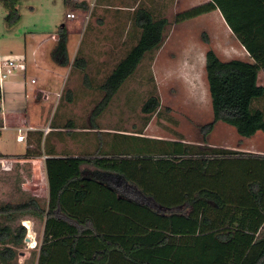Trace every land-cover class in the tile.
I'll use <instances>...</instances> for the list:
<instances>
[{
    "label": "trees",
    "instance_id": "trees-1",
    "mask_svg": "<svg viewBox=\"0 0 264 264\" xmlns=\"http://www.w3.org/2000/svg\"><path fill=\"white\" fill-rule=\"evenodd\" d=\"M21 1L0 0L11 24L21 18ZM78 7L87 10L88 4ZM218 9L254 62L222 61L213 50L207 52L214 120L203 127L204 135L223 122L251 138L264 133V110L254 107L264 98V85L259 84L264 72V0H211L177 13L174 22ZM134 22L140 38L99 87L103 98L93 120L108 109L145 57L162 47L171 24L142 7L136 9ZM240 23L255 28L256 35H244ZM57 34L51 58L67 67L70 37L65 24ZM73 65L83 71L87 66L81 58ZM84 82L90 86L87 74ZM2 97L0 88V101ZM159 107V98L151 97L142 111L153 114ZM117 137L110 152L46 159L47 208L38 199L0 204V264L15 263L24 244L25 227L11 225L22 214L44 220L38 264H264V155ZM121 138L146 142L149 150L137 157L122 152ZM35 139L39 147L43 134Z\"/></svg>",
    "mask_w": 264,
    "mask_h": 264
},
{
    "label": "rangeland",
    "instance_id": "rangeland-1",
    "mask_svg": "<svg viewBox=\"0 0 264 264\" xmlns=\"http://www.w3.org/2000/svg\"><path fill=\"white\" fill-rule=\"evenodd\" d=\"M137 2L96 0L92 9L83 10L78 7L79 2L71 0L68 3L66 0H22L18 4L21 18L12 24L8 21L7 9L0 4V57L22 54L26 57L27 66L33 65L35 61H40L37 63L41 66L43 61H47L48 65H44L53 69L48 75L46 70L35 66L27 70L24 78L21 77L24 73L15 72L5 81V86L0 81L3 95L13 96L7 87L8 82L24 84L26 81L30 84L32 78H36L38 85L33 88L42 86L43 89L34 99L31 92L33 88L28 86V97L23 95V99L27 98L29 102L27 107L34 100L40 106L47 104L44 108L50 132L60 134L62 140H68L67 136L72 132L88 134V140L97 142L89 156L110 152L120 138L117 136L122 135L264 155V133L261 131L251 138H244L234 127L218 122L209 136L204 135L203 127L214 120V114L207 74L203 73L201 59H206L209 50H213L224 61L238 57L222 55L218 41H214V38L223 37L218 22L212 18L191 20L186 25L176 24L172 18L165 31L162 47L145 57L108 109L93 120L92 112L103 98L99 87L140 38L141 31L134 22L136 9L141 7L135 6ZM67 12L75 13L77 18L68 20ZM63 24L70 37V63L67 67L57 65L51 58L56 42L50 36L58 33ZM169 54L173 59L168 58ZM79 58L86 61L85 71L73 65ZM167 67H170L168 72L165 71ZM56 71L62 75L56 74ZM85 74L89 77L90 86L84 82ZM259 83L264 85V74H261ZM151 97L159 98L160 107L153 114H145L142 108ZM254 107L264 110V98L258 100ZM94 121L97 129H93ZM205 140L207 143H203ZM37 141L27 138L26 142L33 144L27 150L30 155L40 153ZM121 143L122 152L136 157L149 150V145L138 139L121 138ZM25 144L15 140L4 149L12 153L26 152ZM4 168L0 164V204L38 199L40 205L46 208L44 199L37 197L40 191L33 189V186L40 184L42 187L46 183L42 166L29 162L11 163L6 170ZM11 225L14 228L25 227L26 239H29H25L22 247L17 249V259L13 264H38L44 220L31 214H22L16 216Z\"/></svg>",
    "mask_w": 264,
    "mask_h": 264
},
{
    "label": "crops",
    "instance_id": "crops-1",
    "mask_svg": "<svg viewBox=\"0 0 264 264\" xmlns=\"http://www.w3.org/2000/svg\"><path fill=\"white\" fill-rule=\"evenodd\" d=\"M209 1L211 0H138L135 6L141 5L142 8L148 9L155 18H159V19L166 18L169 21H171V19L174 18L178 12L180 11L182 12L184 10H187L188 8H192L207 3ZM204 17L215 19L218 22L219 31L223 39H220L219 37H215L214 41L215 40L218 41L219 47L221 48L222 55L224 57H228L230 55L233 57L234 55H237L238 56L237 58H232V57L231 58L234 60H241L245 62H254V58L252 57L248 49L238 39L237 35L233 32V29L228 25L220 9L215 10L208 14H204L202 16H199L191 20H196ZM191 20L180 23L179 25H186V23L190 22ZM238 28L246 36L256 35L257 30L255 28L251 29L250 26L246 27L243 23L238 24ZM52 35H57V33ZM260 38H262V36H260ZM16 57H23V55L22 54L17 55ZM168 58L173 59V56L169 54ZM201 60L203 65V69H202L203 73H206V59L203 58ZM37 62L40 61H35L33 65L27 66V70L36 66L40 70L41 69L46 70V73L48 75L49 73L51 74L53 72L51 66L48 67L44 65V64L48 65L47 61L46 63L43 61L41 66ZM165 71L166 72L170 71V67H167ZM190 71L193 72L192 69ZM56 74L62 75V73H60L59 71H56ZM261 74H264V72H261L259 74V79ZM25 76H26L25 74H22L21 77L24 78ZM29 85L31 86L32 89L34 86H37L38 83L34 85L31 83L28 84L26 81L24 84H21V82L18 81L17 82L12 81L7 83V87L10 88L9 91L13 96L8 97L6 95H3V98L5 100V110L7 112L5 118L8 129L0 133V159L8 158L14 161L11 163H15V164L34 162L36 166L37 165L42 166L46 178L45 179L46 183H44L42 187H40V184L39 185L34 184L36 186H33L34 187L33 189H35V191H40L37 197L39 199H44L46 203L45 207L47 208L50 196H49V184H48L47 172L45 166L46 159L50 157L65 158V157L89 156L90 154H92L97 142L91 139L88 140V134H83L84 132H72L71 135L67 136L68 140H62L60 134H52L51 132L46 134L45 128L48 127L49 123H47L48 116L44 107L47 104H43L40 106V104H37L36 101L34 100L32 102V105L27 107V104L29 102H27V98L23 99V95L28 97L27 91ZM42 89H43L42 86L32 89L31 92L33 94L32 96L34 99H36L37 93H39L40 90ZM31 125L33 126L35 125L37 127H35L36 129L35 131L28 133L27 138L29 137V139L31 140L33 138H37V133L41 132L43 134V139L40 146L38 147L37 145L38 151H40L39 155H28V156L25 155L27 154L28 148L33 147V144L30 145V143L28 144L27 142H22V143H26L25 144L26 152L12 153L11 151L4 149L8 146L9 143L16 140L18 134L17 132L18 127H28V126L33 127ZM46 147L48 149L45 151ZM20 154H22V157H19ZM83 169H87V167L83 166ZM88 169L93 170V168H88ZM33 177H34L33 179H35V174Z\"/></svg>",
    "mask_w": 264,
    "mask_h": 264
},
{
    "label": "built area",
    "instance_id": "built-area-1",
    "mask_svg": "<svg viewBox=\"0 0 264 264\" xmlns=\"http://www.w3.org/2000/svg\"><path fill=\"white\" fill-rule=\"evenodd\" d=\"M74 3H82V2H86L88 4V8L92 9L95 6L96 0H71ZM66 17L68 20H75L76 14L73 12H67ZM50 38H52L55 42L58 41V34L57 35H51ZM70 40V39H69ZM69 41H68V46H69ZM15 72H22V73H26L27 72V62H26V58L23 57H13V56H9L7 58H2L0 57V81L3 83V86H5L4 84L6 83L5 81H7ZM37 81L35 79L31 80V84H36ZM2 89L3 92V88L2 86L0 87ZM6 110H5V100L2 97L1 101H0V119L2 121V124L0 125V133L3 131H6L8 129V126L6 124ZM36 129L34 127H18L17 128V137L16 140L19 143L22 142H26L27 140V136L29 132L35 131ZM51 131V129L48 127L47 129H45L46 133H49ZM11 162H14L11 159L8 158H1L0 159V164L7 168V165Z\"/></svg>",
    "mask_w": 264,
    "mask_h": 264
},
{
    "label": "water",
    "instance_id": "water-1",
    "mask_svg": "<svg viewBox=\"0 0 264 264\" xmlns=\"http://www.w3.org/2000/svg\"><path fill=\"white\" fill-rule=\"evenodd\" d=\"M26 241H29V239L27 238Z\"/></svg>",
    "mask_w": 264,
    "mask_h": 264
}]
</instances>
